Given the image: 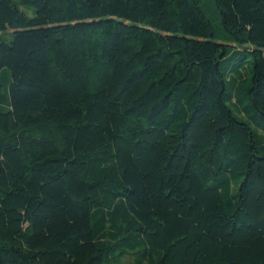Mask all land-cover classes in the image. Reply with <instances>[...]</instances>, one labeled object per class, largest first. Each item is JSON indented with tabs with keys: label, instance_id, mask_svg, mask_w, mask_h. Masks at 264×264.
I'll return each instance as SVG.
<instances>
[{
	"label": "trees",
	"instance_id": "obj_1",
	"mask_svg": "<svg viewBox=\"0 0 264 264\" xmlns=\"http://www.w3.org/2000/svg\"><path fill=\"white\" fill-rule=\"evenodd\" d=\"M0 264H264V0H0Z\"/></svg>",
	"mask_w": 264,
	"mask_h": 264
}]
</instances>
